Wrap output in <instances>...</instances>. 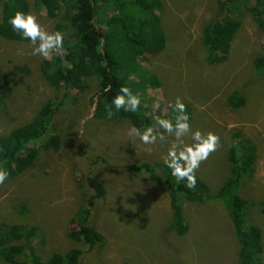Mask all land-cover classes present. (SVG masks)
Listing matches in <instances>:
<instances>
[{
    "label": "rangeland",
    "instance_id": "374dc122",
    "mask_svg": "<svg viewBox=\"0 0 264 264\" xmlns=\"http://www.w3.org/2000/svg\"><path fill=\"white\" fill-rule=\"evenodd\" d=\"M27 1L32 7V0ZM159 1L165 49L143 63L144 75L155 77L160 87L144 91L147 108L168 118V102L180 96L192 112L193 130L220 137L217 151L196 173L207 193L217 192L229 177L228 152L239 142L236 134L243 147L255 149L253 176L242 181L238 195L251 204L247 223L260 229L264 249V215L259 208L264 203V72L257 73L253 62L264 54L261 34L243 14L226 61L208 65L202 31L220 18L219 0ZM30 12L54 32L55 22L44 11ZM30 53L28 42H0V74L22 78L0 113V135L30 122L45 102L59 100L64 93L45 83L40 71L44 60ZM95 93L94 82L83 95L70 93L77 102L63 108L52 124V133L62 140L60 149L40 152L32 168L0 186V226L37 228L40 242L34 243V252L42 261L78 249L84 251L79 264H238V244L220 201L185 203L187 234L179 237L169 230L171 210L164 187L149 182L146 172L138 177L127 167L164 165L173 138L165 134L164 141L145 145L128 134L130 124L95 120L90 103ZM234 93L245 102L239 110L227 103ZM95 187L104 194L95 200L89 221L104 241L87 253L70 238V220L96 195ZM260 261L264 263V251Z\"/></svg>",
    "mask_w": 264,
    "mask_h": 264
},
{
    "label": "trees",
    "instance_id": "16d2710c",
    "mask_svg": "<svg viewBox=\"0 0 264 264\" xmlns=\"http://www.w3.org/2000/svg\"><path fill=\"white\" fill-rule=\"evenodd\" d=\"M31 6L27 0H0V42H27L22 41L7 23L15 11L27 13L31 8L44 11L46 18L55 22L54 32L64 34L66 54L61 53L60 56L42 61L41 76L51 89L62 90L64 93L59 100L45 102L30 122L0 135V162H4L10 172L9 180L32 168L40 152L60 149L62 140L52 133L54 118L63 108L77 102V99L70 97V93L83 95L91 82L96 86V93L90 100L95 120L105 124L126 122L137 127L154 123V119L146 115L150 112L144 100V91H155L160 87L155 77L144 75L147 67L143 63L148 62L145 57L157 56L165 49L159 0H32ZM216 8L220 18L207 23L202 31V44L207 51L208 65H220L226 61L239 28V17L243 14L249 15L257 26L264 46V0H219ZM253 62L257 73H263L264 54ZM16 70L22 74L28 73L27 70ZM21 82V77L14 80L6 74H0V113L6 109L11 88ZM109 84L112 85V92L105 93L104 88ZM121 85L139 94L142 107H146L139 114L120 112L108 120L105 117L110 98ZM227 103L233 110H239L245 102L243 97L234 93ZM187 108L191 116L192 112ZM175 115L171 109L168 119H174ZM156 116L160 115L152 114V117ZM234 139H239V142L228 152L229 177L214 194L207 193L206 186L199 178L195 189H188L183 182L178 184L169 170L158 163L133 164L127 169L138 177L146 172L149 182L164 187L171 210L169 230L179 237L185 236L188 231L182 216L185 203L222 202L238 244V264H264L260 261L264 251L262 233L259 228L247 223L251 204L238 195L242 181L253 176L256 152L253 147H243L245 143L237 134ZM94 190L96 195L70 220L74 227L69 234L70 238L86 247L87 253L104 241L89 221L95 200L104 194L100 187ZM259 208L260 214L264 215V203ZM38 232L37 228L29 226H0V262L79 264L84 251L78 249L63 254L55 253L48 260L42 261L34 252V243L40 242Z\"/></svg>",
    "mask_w": 264,
    "mask_h": 264
},
{
    "label": "clouds",
    "instance_id": "9594fccd",
    "mask_svg": "<svg viewBox=\"0 0 264 264\" xmlns=\"http://www.w3.org/2000/svg\"><path fill=\"white\" fill-rule=\"evenodd\" d=\"M7 23L22 41L29 43L32 56L48 60L65 53L64 34L60 31L49 32L39 22L37 15L17 10L8 18ZM104 92H112V85H107ZM109 105L105 117L108 120L120 112L139 114L143 111V107H146V105L142 107V97L125 85H121L116 94L111 96ZM168 106L176 113L174 119L152 117L151 113H146L155 122L143 127L132 125L128 134L137 137L145 145H155L158 141H164L165 134L172 137L171 147L163 157L164 167L169 170L171 177L178 184L183 182L188 189H195L196 173L201 164L217 151L220 137L212 132L203 133L199 129L193 130L187 105L180 96L170 100ZM154 107L158 108L159 103L157 102ZM159 129H163V132L161 133ZM9 179L10 172L4 162H0V186Z\"/></svg>",
    "mask_w": 264,
    "mask_h": 264
},
{
    "label": "water",
    "instance_id": "95a60500",
    "mask_svg": "<svg viewBox=\"0 0 264 264\" xmlns=\"http://www.w3.org/2000/svg\"><path fill=\"white\" fill-rule=\"evenodd\" d=\"M94 110V109H93Z\"/></svg>",
    "mask_w": 264,
    "mask_h": 264
}]
</instances>
